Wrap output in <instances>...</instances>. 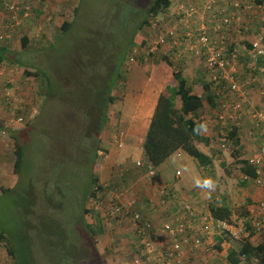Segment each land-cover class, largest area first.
<instances>
[{"label": "rangeland", "instance_id": "1", "mask_svg": "<svg viewBox=\"0 0 264 264\" xmlns=\"http://www.w3.org/2000/svg\"><path fill=\"white\" fill-rule=\"evenodd\" d=\"M133 1L138 3L141 10L133 8L132 3L127 5L118 3V13L114 16L116 9L109 8L106 0H27L26 8L30 12H28L29 15L32 13V18L27 21L25 19L26 12L24 14H19V12L14 17L10 9H6L4 5L0 4V36L4 37L0 43L9 47L11 51L9 57L13 61H4L0 64V70L3 71L2 75L4 76L0 77V97L2 96L6 103L4 91L11 87L9 80L13 79L18 102L17 107L12 110L14 114L11 118L16 119L21 115L26 117L24 125H20L18 130L4 134L0 131V193L3 194L6 191V188L2 189L1 186L7 187L8 185L4 184L3 180L8 182L14 175L17 180L12 188H15V191L6 193L4 196L0 194V227L3 225L1 227L3 230L16 233L24 256L33 264H49L48 260H53L52 264H58L61 259L59 246L49 247L50 243L44 242V239L40 244L39 240L31 235L33 229H36L40 224L43 225L47 234L53 232V223L49 221V217L43 219L44 214L49 215L50 213L53 216L61 217L62 222L67 225L65 216L68 213L66 219L75 218L73 222L69 220V223H74V225L79 223L81 231H84L81 219H85L88 223H95L97 215L100 216L99 212L84 214L83 208L80 206L86 200L93 175L99 174L100 180L103 179L106 183L102 196L103 206L107 207L108 211V207L113 204V201L122 203L120 197L130 192V185L124 184L128 181V174H125L127 177L112 178L114 174L112 171L109 172L110 176L103 173L109 160V144L107 142H104V146H107L106 152L100 150L97 152L98 157L94 165H92L94 153L87 152V150L92 146H95L94 149H96V146L99 145L98 140L103 141L109 130L113 132L112 135L116 133L118 135L124 131L121 126H116L114 123L118 120V115L117 110L113 109V105L126 90L123 80L130 65L134 63L129 62V56L134 49L129 43L136 30L134 24L132 22L129 24L128 21L134 19L135 16H143L151 2V0ZM81 5L82 9L79 10ZM36 7H42L41 13L44 14L37 13ZM257 14L258 18L252 17L250 33L260 35L262 31H260L261 26L259 25L264 21V4ZM140 18H137V22L141 20ZM15 19L22 22L23 25H16ZM63 21L73 22V29L68 34H64L60 29ZM125 29L126 31H124ZM41 31L44 32L41 33ZM142 33L144 34L143 29L138 33V36ZM27 34L32 42L27 48H24L21 39ZM245 43L247 42L238 46L241 53L238 57L241 73L239 78L249 82L248 91L246 90L248 99L258 107H262L263 99L259 97L256 86L257 79L264 76V62L261 63L260 59L254 58ZM128 48H130L129 51ZM97 50H99V63L96 68H93L91 64H88L87 52L97 57ZM162 56L163 54L157 53L156 56L145 59L141 54L137 55L136 60L157 65L163 61ZM113 64H118L122 75L116 80H113L115 75L112 73L115 67L111 66V69H108L109 65ZM177 66L173 65V70ZM25 70L32 73L37 72L39 76H30L25 73ZM192 71L196 74V78H194L196 80L190 78L194 87L203 86V81L208 82V79H203L205 71L201 64L195 65ZM43 73L52 83L50 93L46 87L47 82H45L47 77ZM103 79H105V84H99ZM252 80L256 82L251 86ZM97 89L100 91L92 94ZM11 93L15 94L12 91ZM110 96L116 97V100L110 101ZM233 99L234 97L231 95H222L217 100L218 105L219 102L223 103L224 100ZM239 100L241 98L236 97L235 101ZM5 106L8 107L9 104L7 103ZM114 107L116 108V106ZM215 109L218 111L219 107H215ZM86 111L90 112L88 115L97 113L100 115L103 112L106 118L104 119L103 115L99 117L94 115V118H88L84 116ZM32 113H34L33 116H31ZM10 114L8 115L10 116ZM211 115L210 119H212ZM217 123V120L208 122L206 130L210 131L211 128L207 136L209 142L204 141L201 145L202 149L215 160L211 167L212 170H209L212 176L208 178L212 181L213 187L208 190L216 197H224L226 201L230 202L233 209L232 224L236 226L234 231L238 232L240 237H249L253 242H258L262 239L261 231L264 230V227H255L253 224L256 218L262 214L257 205L253 204L256 199V191H258L257 184L253 179L245 180V176L233 157V145L223 144L220 141V137L226 130L224 128L223 130ZM242 123L240 134L244 148L255 152L257 141L249 117L243 115ZM0 124L2 126V122ZM11 132L24 135L28 140L25 142V163L20 174L15 171L16 141ZM123 133L125 135V131ZM141 175H132L131 182H135L134 180L140 178ZM54 183L59 190V195L65 198L64 204L60 205L63 206L62 212L55 203L58 200L60 204L58 193L57 196L52 194V198L50 194L46 197L48 190L51 191L55 188ZM159 195L162 197L160 191ZM257 195L259 194L257 193ZM32 201H34L32 206L36 209L30 205ZM93 202H89L88 199L85 206L94 208ZM191 205L193 206V204ZM57 209L59 210L58 214L55 212ZM200 209L208 212L205 208ZM102 213V223L105 225L108 236L106 247H102L103 242L105 243V234L98 236L96 241L91 239L90 242H85L84 248L89 251H87L89 254L92 253V256L90 263L84 262V264H103V259L105 264H131L135 258L142 255L143 249L138 239L133 235L129 239L132 241L127 242L128 250L124 252L122 242L125 241L117 236V230L119 231L120 227L124 226L120 225L127 221L132 228H137L141 221L133 220L130 214L114 220L113 215L108 214L105 208ZM31 215L36 216L32 218V221H29ZM125 226L127 227V225ZM251 231L254 232L253 235ZM120 235L122 236V234ZM77 236L80 239L85 238L83 233H79ZM78 237L75 240H78ZM238 241L230 236L225 242L229 249L231 245L237 246ZM210 242L209 245H211ZM9 243L11 244L12 241L8 242L6 239L0 238V264H13L12 258L7 252ZM214 245L212 243V246H209L211 252L208 261L215 262L214 264L227 263L224 254L218 251ZM84 248L83 252L79 254H87ZM204 248H208V246L206 245ZM214 248L216 257L212 250ZM63 264H66L64 260Z\"/></svg>", "mask_w": 264, "mask_h": 264}, {"label": "trees", "instance_id": "2", "mask_svg": "<svg viewBox=\"0 0 264 264\" xmlns=\"http://www.w3.org/2000/svg\"><path fill=\"white\" fill-rule=\"evenodd\" d=\"M0 1H1L0 2L1 5H4L6 9H9V7L6 6L7 0H0ZM106 1L108 3L107 6L109 8L114 7L116 9L114 16L116 15V13H118V8H117L118 3L120 4L124 3L126 5L132 3L133 8H139V6L137 5L138 3H135L133 0H106ZM136 1H139V0H136ZM174 1L175 0H151L148 10L144 12L143 16L141 15L142 17L135 16L134 19L128 21L129 24L130 22L134 24L135 30H136L134 31L132 35V39L129 43L131 44V47L135 48L138 45L143 46V45L148 44V38L150 35L146 27L151 25L156 19L165 17L166 14L170 11L171 6ZM256 2L257 4H261V5L264 4V0H256ZM26 7H27V0L22 1L18 9L19 11L16 14H18L19 12H20L19 14H24L26 12L27 15L25 16V19L27 21L29 17L32 16V13L29 15L30 12L28 11ZM37 9L38 7H36V10H35L36 12H37ZM80 9H82V5L79 8V10ZM139 9L141 10V8ZM138 17L139 18L141 17L140 18L141 20L139 22H137ZM14 21L16 25H21V26L23 25L22 22H19L16 19ZM73 26H74L73 22L63 21L60 26V29L62 30L64 34H68L73 29ZM259 26H261L260 31H262L260 36H263L264 38V21ZM142 29L144 30V34L142 33L140 34V36H138V33L141 32ZM124 31H126V29ZM137 36L139 37V39L137 38ZM3 38L4 37H1L0 40ZM30 42H32V40L27 35L22 36L21 44L24 48H27ZM129 49L130 48H128V51ZM10 52L11 51L9 47L1 42L0 43V64L4 61L13 62L9 57ZM157 53L163 54L162 56L163 61H166L171 66L173 65L174 66L178 65V66L174 68V72H173L174 81L168 84L158 97V100H157V103H156V106H155V109H154V112L151 118V122L149 124V128L146 134V138L143 143L144 156L146 159V163L142 164L141 162H138V163H141V165L139 164L138 165L143 170H146L145 167L147 165H152L156 169L161 164H163L172 154H175L178 151H183L187 153L189 156L196 159L199 162V164L203 166L206 170H209L210 169L209 166L213 164V158L210 157L208 154L204 153L197 146L198 142H204V141H206L207 143L209 142V139L203 135V131L205 130V121H204V118L202 117L203 108L205 106V103L209 104L210 106L214 108L219 107L218 111L216 110L217 116H218V114L222 110V104L224 102L223 103L219 102V105H218L217 100L222 95H228L229 94L228 89L224 85H220V87L215 85V83L209 79L211 77L209 71L205 69V67L201 64V66H203L204 71H205V78L203 79L205 80L208 79V82L203 81V86L201 87L202 91H199V93H196L195 87L191 83L192 80L190 79V77L184 75L183 70L180 67V65H182L183 62L180 59H177L175 57L171 58L169 56L170 54L167 52L159 51ZM157 53L153 54L150 57L156 56ZM98 58H99V50H97V57L92 56L90 53L87 52L88 64H91L93 68H96V65L99 63ZM258 59H260L261 63L264 62V57H260ZM142 62L144 63V61ZM111 66L112 68L115 67L112 72L113 75H115V79L113 78L112 79L116 80V78H120L122 75L120 73V67L118 66V64L109 65L108 69H111ZM25 73L30 76H34V75L39 76L37 75L38 74L37 72L32 73V72H29L28 70H25ZM43 74L47 77V80L45 79V82H47L46 87L48 89V92L50 93L52 89V83L50 79L48 78V76L45 73ZM251 78H254V77H251ZM254 82L256 81L252 80L251 86L252 84L254 85ZM99 84L104 85L105 79H103L102 83H99ZM259 88H260V84H258V81H257V86H256L257 92L259 91ZM217 90H219L220 92L218 93ZM98 91L100 90L98 89L97 91L94 90L92 94ZM259 97L262 98L260 94H259ZM115 100H116V97L110 96V101H115ZM88 113L90 114V112L88 111L84 112V116H87L88 118H90L95 115V114L88 115ZM102 113L103 112H101L100 115L99 113H97L95 116L99 117L103 115V118L105 119L106 116L104 113L103 114ZM232 124H233L232 120H228L227 123L224 125L221 124L222 126H225L221 128L222 129L224 128L226 132L220 137V141L223 142V144L233 145V151H232L233 157L235 158L236 164L239 165V169L245 176V180L253 179L255 181V178L257 177V167L250 162V159L253 156L254 152L252 150H245L244 145H243V140L240 134V127H233L229 129L228 126H231ZM5 132H7V130ZM11 134L13 135L16 141L15 143V154H16L15 171L17 174H20L21 169L25 163V146H26L25 142L28 140L24 135H17V134L15 135L13 132H11ZM98 141H99V145L96 146V149H94L95 146L94 147L92 146L91 149L87 150V152L92 151L94 153L92 165H94L98 157L97 152L99 150L102 152H106L107 150V146H104L106 142L104 143V141H101V140H98ZM243 183H245V181H243ZM53 186L55 188L51 191L48 190L46 197L50 194L52 198V194L57 196V193H58L60 204L58 203V200L55 203L58 205V208H60L59 210L62 212L63 206H60V205L64 204L65 198L64 196L59 195V190L56 187L55 183L53 184ZM257 187L261 190V192L263 193V197H264V187L259 186V185H257ZM15 190H16L15 188L6 189V191L2 194V196H4L6 193L9 194ZM103 190H104V183H101L99 174L93 175V177L91 178L90 186L88 187V195L86 197V200L85 202H82L80 206L83 208L84 214L88 212H90L91 214H93L94 212L96 213L99 212L102 219L100 218L99 215H97V219L96 221H94L95 223H90V222L88 223L86 222L85 219H81V224L83 225L84 231H81L79 223H76L75 225L74 223L72 224L69 223V220H72L73 222L75 218L74 219L70 218L69 220H67L66 218H67L68 213L65 216V221L67 225H65L64 222H62L61 217L59 218V217L53 216L50 213L49 215L44 214L46 213V211L42 213L44 214L43 216H45L43 217V219H45L46 217H49L50 218L49 221L53 223V232L50 234H47L46 231H44L43 229V225L40 224V226L37 225L36 229H33L31 235L36 237L39 240L40 244L44 239V242L47 241L50 243L49 247H55V246L60 247L58 249H60L61 251V259L58 261V264H63V260L65 261L66 264H84V262L90 263V257L92 256V253L89 254L88 253L89 251L87 250L88 251L87 252L86 249L84 248L85 242H90L91 239L93 241H96L98 236H102L106 234L105 225L102 223L103 222L102 211H104V208L106 209L108 214L113 215L111 206L108 207L109 211L107 210V207L103 206L104 205L103 196H102ZM164 190H165V195H162L163 199H165L166 197H169L171 200H176L177 195L175 192L171 193V191L168 190L167 187H164ZM220 198H221L220 200L222 201H217L216 203L215 202L212 203V205L210 206V210H209L210 215L214 219V222H213L214 226H210L209 230L212 231L211 234H213L214 236L216 235L214 246L218 251H221L223 249L222 244L227 240V237L229 238L230 236H232V234L230 231H227V230L223 231L220 227H218L217 223H219V221H227L230 224L233 222L232 220L233 209L231 208V206L227 205V202L225 201L224 197H220ZM88 199H89V202L94 201L93 202L95 204L94 208L96 210L93 207L85 206V203H87ZM113 203H118V202L113 201ZM187 203L192 204L191 202H185L180 207L179 217L184 216V207ZM33 204H34V201L30 203L31 206ZM255 204L258 205L259 200L255 202ZM32 207L35 208L34 206ZM193 207L196 209L194 205ZM44 210H47V209L44 208ZM59 210L57 209V211L55 212L58 214ZM134 212H139V211L134 210ZM36 215H31L30 219L28 220L32 221L33 220L32 218H34ZM205 216H208V212L202 211L200 209H196V214L193 216L190 214L185 215V217L188 218L189 221L191 222L192 224L191 226H194V227L196 225H199ZM113 217H114V220L119 218V216L116 217L114 215ZM255 223H256V220L253 223L254 226H255ZM30 225H31V222H30ZM1 227H3V225H1ZM151 228H152V224H151ZM151 228H150V231H151ZM138 229H139L138 227L135 228L136 233L134 236L138 239V242H140L139 240H141V236L139 237ZM79 233H83L85 238L80 239L77 236ZM251 233L252 235L254 234L253 231H251ZM205 234L206 233H201L200 231L196 232V231L190 230L188 236H190L193 239V236L195 235V237L200 238L201 241H204V239H206L207 241V238L211 236V234L209 236L204 237ZM261 234H262V239L258 242H253L249 237H246V238H243L242 236L240 237V234L238 235L239 237L233 236L234 239L239 240L238 241L239 244L237 246L231 245L229 247L228 253L225 256L226 258L225 260H227L228 264H264V230L261 231ZM76 237H78V240H75ZM0 238L6 239L8 242L12 241V243L11 244L9 243L10 245H8L7 252L9 256L12 258L13 264H33L31 260H29L26 256H24L21 250L20 242L18 240V236L16 235V233H9L1 228ZM207 243L205 242V244L201 247H204L207 245L209 248V246H212ZM83 248L85 249L87 254L84 253L83 255L82 253L81 255L79 253L83 252L82 251ZM183 249L185 251L184 247ZM197 249L199 250L200 246L194 249L192 247L191 251H197ZM89 250L92 252L90 248ZM214 255H216V253ZM186 256L189 258V261L192 263L193 257H189L188 255ZM48 261H49V264L54 263L53 260H48ZM103 264H105L104 259H103Z\"/></svg>", "mask_w": 264, "mask_h": 264}, {"label": "built area", "instance_id": "3", "mask_svg": "<svg viewBox=\"0 0 264 264\" xmlns=\"http://www.w3.org/2000/svg\"><path fill=\"white\" fill-rule=\"evenodd\" d=\"M22 1L25 0H7L6 6L16 14ZM261 7L262 5L257 4L256 0H175L165 17L156 19L146 27L150 35L148 44L135 47L129 56V62L137 61V55L142 54L145 59H148L159 51L169 53L171 58L180 59L183 64L197 58L199 63L209 71L211 76L209 79L218 87L226 86L228 95L234 97L233 100L225 101L222 104V110L216 118L217 124L225 127L222 125L226 124L228 120H232L233 124L228 128L240 127L242 130L243 115L249 117L257 141V149L250 162L257 167L255 183L264 187V103L262 107H258L248 99L246 90L249 82L239 78L241 73L238 63V57L241 54L238 46L243 42H247L245 46L250 47L251 55L254 58L264 57L263 36L253 33L254 38L248 40L252 17L259 16L257 13ZM247 14L250 16L247 17ZM0 73L2 74L3 71L0 70ZM257 81H260L258 93L264 99V76ZM9 83L11 87L7 88L5 98L9 104V111H12L14 107H17L18 96L13 79H10ZM11 89L15 94L9 92ZM217 92L220 91L217 90ZM238 96L241 100L235 101ZM10 98L13 100L10 101ZM10 113L11 118L14 113L13 111ZM33 115L34 113L31 116ZM25 121V115L16 119L12 118V122L19 125L18 127L24 125ZM207 126L208 122L205 123V127ZM8 128L15 127L9 125ZM123 134L121 132L115 136V140L120 146L123 145ZM138 164L141 165V163ZM145 169L148 176L156 175L154 166L147 165ZM160 193L165 195L164 188L160 189ZM132 204V202L110 204L114 216L130 214L133 220L141 221L138 234L139 237L141 236L139 241L143 253L135 258L132 264H192L185 255L183 247L189 244L194 249L203 246L207 241L206 239L201 241L195 235L192 239L188 236L190 230L206 233L204 237L212 233L209 228L214 226V219L210 212L199 225L191 226V222L185 215H195L196 209L187 203L184 207V216L167 221L162 226L168 235L169 244L164 249L160 248L157 242L152 239L151 223L142 220L139 212L131 211ZM257 208L262 214L258 217L259 219H256L255 226L264 227V197L259 200ZM217 225L223 231H230L232 236L238 237V232L234 231L236 226L232 223L219 221Z\"/></svg>", "mask_w": 264, "mask_h": 264}, {"label": "crops", "instance_id": "4", "mask_svg": "<svg viewBox=\"0 0 264 264\" xmlns=\"http://www.w3.org/2000/svg\"><path fill=\"white\" fill-rule=\"evenodd\" d=\"M41 12L42 7H38L37 13L44 14ZM31 18L32 16L29 17V19ZM43 32L44 31H41V33ZM27 36L30 38L28 34ZM253 36L254 34L249 33L248 40L253 39ZM195 65H200L197 58L180 65V67L182 68L184 75L194 79L196 78V74L193 73L192 69ZM173 72V66L166 61H161L157 65L150 62L143 63L137 61L130 65V69L123 80V86H125L126 90L122 96L117 98L115 105H113V109L117 110L118 115V120L114 121V123L116 126H121L125 131L123 145L120 146L116 143L117 141H115V136L117 133L112 135L113 132L111 130L108 131L106 138L103 140L109 144V160L107 161L108 164L105 167L106 170L103 171V173L110 176L109 172L112 171L114 173L112 178H116L118 176L127 177L125 174H128V181L124 184L130 185V192L120 197L121 202H132L133 204L130 206V210H138L141 213L142 220H147L152 224L150 231L151 236L157 242L159 247L163 249L169 244V238L162 226L165 222L170 221V219L174 220L180 216V207L185 202H191L196 209L205 208L208 212H210L209 210L212 203L222 201L220 200V197L214 196L208 189L196 186L197 180L203 182L205 179L212 176L211 172L209 173V170H212L211 167L213 164L209 166V170H206L196 159L183 151H178L177 153L172 154L163 164L157 167L156 175L154 177L148 176L146 170L144 171L138 165V162H141L142 164L146 163L143 143L146 138L158 97L166 86L174 81ZM0 77L4 76L0 73ZM201 87H195V92L199 93V91H202ZM6 91L7 89L4 91V96ZM11 91L12 89L9 92ZM256 96L257 94L255 97ZM12 100L13 98H10V101ZM6 104L7 102L5 103L1 96L0 122H2L3 126H0V131L2 134L9 133L10 131H16L20 128L18 127L19 125L12 122V118L8 115L10 113L8 112V107L5 106ZM114 106H116V108ZM210 115L212 119L209 118ZM216 116V109L205 103L202 115L205 123L210 120L215 121L217 118ZM9 125H13L15 128H8ZM207 127H205V130L203 131V135L205 137H207L208 133L211 131V128L210 131H207ZM6 130L7 132H5ZM112 139H114L115 143L112 142ZM202 144L203 142H198L197 146L204 153L208 154L202 149ZM213 161L215 162L214 159ZM109 168L111 169L107 171ZM134 174L142 175L137 180H134L135 182H131V176ZM16 181L15 175L10 177L8 182L3 180V183H7L8 185L7 187H3L2 185L1 188L12 189L14 184H16ZM100 181L101 183L106 184L103 179ZM164 187H167L171 193H176V200H171L169 197L163 199L159 195L160 189ZM257 193L259 195H257ZM255 198L256 199H254L253 204L263 198V193L259 188L258 191H256ZM226 202L227 205L231 206L228 200ZM125 225H127V227ZM120 226L123 227H120L119 231L117 230V236L119 238L121 237L122 240L125 241L122 242V250L126 252L128 250V247L126 248V246H128L127 242L132 241H129V239L135 235L136 230L135 227L132 228V226L129 225V221L122 223ZM120 234H122V236ZM105 236V243L103 242L102 247H106L108 236L106 234ZM215 238L216 235L214 236L211 234V236L207 238L208 244L210 241L211 245L212 243L214 244ZM222 247L223 249L221 250V253L226 256L228 253L226 242L222 244ZM184 248L185 254L189 257H193L192 264L215 263L208 261V256H210L211 252L210 248L200 247L197 251H191L192 247H190L189 244L185 245ZM212 250L215 254V249ZM214 257H216V255H214Z\"/></svg>", "mask_w": 264, "mask_h": 264}, {"label": "clouds", "instance_id": "5", "mask_svg": "<svg viewBox=\"0 0 264 264\" xmlns=\"http://www.w3.org/2000/svg\"><path fill=\"white\" fill-rule=\"evenodd\" d=\"M196 186L197 187H200V188H212L213 187V184H212V181L209 180V179H205L203 182H201L200 180H197L196 181Z\"/></svg>", "mask_w": 264, "mask_h": 264}]
</instances>
